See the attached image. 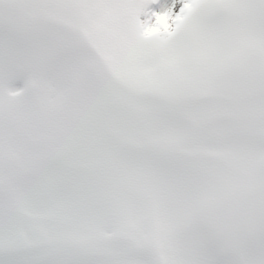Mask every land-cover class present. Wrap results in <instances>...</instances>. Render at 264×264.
<instances>
[{"label": "snow or ice", "instance_id": "obj_1", "mask_svg": "<svg viewBox=\"0 0 264 264\" xmlns=\"http://www.w3.org/2000/svg\"><path fill=\"white\" fill-rule=\"evenodd\" d=\"M0 264H264V0H0Z\"/></svg>", "mask_w": 264, "mask_h": 264}]
</instances>
